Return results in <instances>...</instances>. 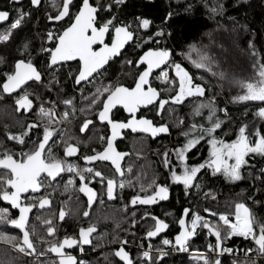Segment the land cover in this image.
<instances>
[{
  "label": "snow or ice",
  "instance_id": "obj_1",
  "mask_svg": "<svg viewBox=\"0 0 264 264\" xmlns=\"http://www.w3.org/2000/svg\"><path fill=\"white\" fill-rule=\"evenodd\" d=\"M14 4H19L21 0H10ZM126 0H96L95 4L90 0H52V6L56 9L55 14L46 12V19L50 22H59V26L53 25L47 29L46 35L42 37L44 43L49 44L45 47L42 43L38 50V54L46 57V68L51 72L54 68L61 69L65 65L72 67L68 73L70 78H74V85L80 86L82 82L92 83L97 77L103 78L106 73L107 66L110 61H114L122 55L121 50L129 42H133L136 49H141L142 54L138 59L132 60L125 58L121 61L122 65L129 66L132 84L126 85L120 81L115 84L108 82L101 83L96 87L94 93L89 97H83L87 102V108L94 111L100 122H106L110 134L107 137H100L103 144L102 150L93 149V155H83L81 159L87 165L93 161H110L115 169V173L123 175L121 158L125 155L117 150L114 141L117 137L123 136V130H131L133 133L140 131L143 133H151L153 137L157 133H167L168 127L164 124L155 126L146 114H141L142 109H156L157 115L161 114V110L170 102L172 104L181 103L185 97L204 96L205 88L194 81L182 63L175 62L172 58V49L167 45L161 47V40L166 37V25L168 24L173 12L169 11L164 17L161 25L156 27V31L151 35H142L144 32L151 31L153 21L147 17L137 16L133 21L119 20L118 14L113 12V7L119 9L124 5ZM41 0H30V8H38ZM209 13L215 16L217 13L223 12V4L217 0V3L211 7L205 5ZM189 8L192 5L188 6ZM16 16L11 18L8 10H0V22H7L11 18V23L6 29L0 31V43H9L13 37L14 30L20 28L25 18L31 15L30 11H24L20 7L15 9ZM111 13L109 18L103 19L101 13ZM66 18V19H65ZM135 25V28L133 27ZM247 27L246 25L244 26ZM167 37H171V31H167ZM152 43L154 47L144 46ZM54 45V46H52ZM190 51H198L194 45H189ZM29 48L26 42L20 51V58L15 59L12 71L4 72L3 78L0 79V95L14 94L17 89L24 87V91L19 95L15 103L17 111L21 108L27 112L33 107V101L29 99L30 93L27 91L28 83L32 82L37 86L50 87L53 80L58 85L59 81L53 77L45 84L43 80V72L38 70L32 59H25L24 54ZM250 54L254 58L253 69L254 75L250 78H233L231 83L241 91L232 97L233 102H259L256 105L254 116L264 120V58H261L252 40L248 42ZM29 57L31 52L28 53ZM186 58L187 53H181ZM3 57H0V63H3ZM69 62H72L70 64ZM197 69L210 68V59L207 55H201L198 61H192ZM134 69V71H133ZM216 75V73H213ZM221 79H225V74H219ZM160 81L165 85L163 88L152 86V78ZM166 91L174 92V95L165 96ZM39 99V96H37ZM52 107L45 108L43 104L38 109V116L42 123H30L22 133L12 134L6 133L9 141H15L20 145L17 152L4 144H0V201H4L11 206V209L18 210V216L13 218L8 207H0V223H7L14 226L21 233L20 236H10L5 232H0V240L12 245L13 249L26 255L44 256L45 252H38L34 240V230L30 232L27 228L29 223V213L34 207L44 209L50 205V193L46 191L52 188L57 182V178L61 173H69V179L65 181V186L74 185L75 178H79V191L87 196L89 206L92 205L97 193L89 184L99 179L101 185L106 182V194L109 199L114 198V187L116 180L114 177L106 176L102 171L93 167H81L75 163H70L63 157L54 155L51 151L50 140L54 137L56 129L52 125H59L61 121H66L70 114L74 115L76 105L74 98L62 99L61 103L66 108H71L72 112L64 111L57 113L55 102L48 101ZM122 109L127 114V119H115L114 110ZM202 109H207V116L203 117L207 121L204 123H192L188 130L181 133L185 138L182 146L173 149V152L179 163L181 171L171 164L169 153L166 150L163 153V166L169 170V179L172 182H178L183 185L185 195L191 193V189H201V184L195 182L198 179L197 174L203 169L210 170L212 175L221 174L228 182H236L243 179V170L249 165V159L253 156H259L264 159V131L259 127L250 128L248 124H242L236 129L235 138L225 140L223 137H217L214 133L221 128L223 121L217 116V112H223L227 117V109H217L215 105V97H210L207 101L197 104L193 108V115L202 117ZM81 111H84L81 108ZM59 115L58 120L53 117ZM183 123V120L180 121ZM92 124V121L85 119L80 127L83 133ZM42 128V132H41ZM36 129L37 135L33 139L30 131ZM189 133L196 135L189 136ZM62 136L63 133L61 132ZM27 137V139H26ZM201 141H205L207 145V156L202 162L189 165L185 163L186 152L195 147ZM65 143L64 157H71L77 154L78 148L65 141H57V143ZM27 145V147H25ZM199 155V153H198ZM259 175L255 176L256 180L264 182V167L259 169ZM249 176H253V172L249 171ZM153 185L148 187L152 189V194H147V189L142 187L143 196L137 194L131 197L130 203L136 205H151L156 198L166 199L169 193L167 185H161L153 181ZM120 187H124V183H120ZM44 194L41 195V191ZM53 191L55 189L53 188ZM259 191V189H257ZM211 197L215 199V193L211 190L205 193V198ZM253 200L252 196L248 197ZM38 202V203H37ZM102 202V201H101ZM256 205L261 202L254 201ZM234 211H213L210 208H204V212L209 213L212 217L218 216V221L209 220L199 214L197 211L185 208L177 223L180 231L175 235V243L168 238L161 240L164 246L171 245L172 250L180 252H189L190 237L195 235V229L199 225L205 229L208 234L215 237V244H208V251L215 254L214 258H210L206 253L200 252L198 249H192L196 254L190 259L195 261H203V264H221L220 255L223 253H232L233 249L223 247L224 241L233 235L242 236L246 240H250L253 244L244 250V260H233V264H257V261L264 259V218L257 216L255 211L243 201H235L232 205ZM63 208L59 211V219L65 218ZM89 212L85 211L84 216L87 217ZM150 213L145 212V216ZM190 215L191 220L185 219ZM234 217V219H232ZM39 219V217H37ZM154 225L146 232V238L157 237L163 229L168 228L163 220L153 216ZM50 224L51 221H44ZM135 223V220H133ZM189 227L192 231L188 230ZM95 231L93 226L80 227L78 238L66 235L57 242H52L46 248V251L55 253L59 257V264H87L86 261H77V258L69 252H65V247L72 248L74 245L80 247L83 252L82 245L90 243L89 235ZM47 233L51 236L55 233V228L47 227ZM49 244L48 241H44ZM121 247L114 251V256L118 257L124 264H133L130 255L125 251L123 245L127 241L120 240ZM179 246V247H177ZM143 248V245H141ZM153 256V245L148 244L146 249L139 253L141 264H163L162 257L167 256L168 252L165 248L157 247ZM252 254V255H250Z\"/></svg>",
  "mask_w": 264,
  "mask_h": 264
},
{
  "label": "flooded vegetation",
  "instance_id": "obj_2",
  "mask_svg": "<svg viewBox=\"0 0 264 264\" xmlns=\"http://www.w3.org/2000/svg\"><path fill=\"white\" fill-rule=\"evenodd\" d=\"M172 58L174 57L172 56ZM174 61L177 62L176 60ZM191 75L196 83H201V77L199 75ZM102 79L101 77H97L92 83L98 85V82ZM118 81L129 86L132 84L131 75H123ZM157 84L162 83L155 80L153 77L152 86L158 89L163 88V86ZM24 90L23 87L17 93L13 94L15 99L21 95ZM174 94L175 93L171 91H166L164 93L165 96ZM202 101L207 103V99L203 96L185 97L179 104H172L170 102L161 110L160 115H157L156 109H142L141 114H146L147 117L154 122L155 126L161 124L166 125L169 129L168 135L152 139L151 136L144 133H132L130 130H123V136L119 137L114 144L118 151L125 153L120 161L123 175L115 173V169L110 161L97 160L89 162L86 165L85 161L81 159L85 154L93 155V149L98 151L102 150L103 144L100 137H107L110 133L107 123H102L97 119L95 112L87 108V102L85 100L75 104L76 110L74 115L70 114L69 118L66 121H61L59 125H52L56 129L54 137L50 140L51 151L54 155L63 157L70 163H75L81 167H93L96 170L102 171L106 176L114 177L116 184L114 187L113 199H109L106 194V182L105 185L102 186L97 178L89 184V187H92L97 195L89 208V215L85 217L84 212L88 209V199L84 193L79 191V178H75L74 185H68L66 187L65 181L69 179L70 174L67 172L61 173L52 188L46 189V191L50 193V205L46 206L44 209L34 207L29 216L27 228L33 224L34 229V235L31 238L36 244L37 251L45 252L44 256H38L37 258L41 260L48 259L52 264H59V257L55 253L46 251L50 243L57 242L66 235L78 238L80 227L93 226L95 231L89 235L90 243L82 245L83 252L80 251V247L75 245L72 248L65 247L64 251L74 255L77 261L84 260L87 264H89L87 257H90L93 253L96 254L102 251L104 255H112L114 257V260L109 257L110 259L108 260L110 263L116 262L118 264H124L114 256V251L121 247L119 241L124 240L127 241V243H125L123 247L125 251L129 253L130 258L133 260V264H141L135 254V250L142 251L147 248L149 243L153 246L174 251L171 245H162L161 240L168 238L173 244L175 243L174 237L180 231L177 221L185 208L197 211L201 216L212 221H218V216H210L209 213L204 212V208L207 207L217 212H228L230 209L234 210L232 205L235 201L232 196L228 195L229 189L236 183H241L242 185L248 183L250 177L249 166H245L243 170V179L234 183L226 181L221 174L213 176L210 170L205 171L202 169L197 174L198 179L195 181L201 184L202 187L199 190L193 187L189 195H185L182 184L172 182L169 179V170L163 166V153L167 150L171 164L177 168L178 173L182 170L179 168L180 162L177 160L173 149L183 145L186 138L181 133L188 130L192 123H204L205 126H207V121L203 119V117L207 116V109H202V117L193 115V108ZM41 104L42 100H40V105ZM49 107L50 106H46L45 108ZM81 108H83L84 111H81ZM55 109L57 113H62L58 111L56 106ZM20 110L24 111L22 108ZM64 111H69L71 113L72 109L67 108ZM217 116L223 121L221 124L222 128L225 122L224 113L218 111ZM113 118L125 120L127 119V114L124 113L122 109L114 110ZM53 119L58 120L59 115L54 116ZM85 119L91 120L92 124L82 133L80 127ZM181 120H183V123H180ZM220 129H217L214 134L217 137H223L225 140H231L228 138L229 136ZM61 132L63 133L62 136L60 135ZM6 133L19 134L22 132H14L8 129L0 132V144H4L18 152L20 150V145L15 141H9ZM36 135L37 132H30V136L33 139ZM193 135H196V133H189L190 137ZM57 141H65L75 145L78 148L77 154L71 157H64L65 143H57ZM25 147H27V145H25ZM185 155L188 157L185 163L189 165L202 162L204 157L207 156V145L205 141H201L186 152ZM257 158H259V156L246 157V159H249V165ZM153 181L168 186L169 193L167 198H156L155 202L151 205H142L139 203L132 205L130 200L133 195L139 194L143 196L145 194L141 191L142 187L148 190L147 194H152V189L148 186L153 185L154 187ZM121 182L124 183L123 188L120 187ZM53 188L55 191H53ZM208 190L215 193V199L211 197L205 198V193L208 192ZM44 191L45 190H42L40 194L43 195ZM245 198L246 197H239L238 200L244 202ZM0 204H3V202L0 201ZM4 206L10 208V206ZM61 208H63L66 213L63 220L59 219V211ZM146 211L150 213L149 216H145ZM12 212L15 214V217L18 216V212ZM153 216L163 220L168 224V228L163 229L154 239H146V232L155 223L152 219ZM37 217H39V219H37ZM185 219L190 221L191 216L188 215ZM232 219H234V217H232ZM133 220H135V223H133ZM44 221H51V223L47 224L44 223ZM49 226L55 228L54 235L50 236L47 233V227ZM188 230L192 231L190 227ZM194 231L195 235L189 239L191 247L200 248L203 242H207V245L210 243L215 244V237L208 234L207 231L202 229L199 225ZM234 237L240 238L246 242L250 241L237 235L227 238L223 243V247L231 248L233 252L221 254L219 257L221 264H233V260L237 258L244 259V250H246V248H239L237 244L238 241L231 244L230 241ZM44 241H48L49 244H45ZM141 245H143V248H141ZM214 257L215 254L211 252V258Z\"/></svg>",
  "mask_w": 264,
  "mask_h": 264
},
{
  "label": "trees",
  "instance_id": "obj_3",
  "mask_svg": "<svg viewBox=\"0 0 264 264\" xmlns=\"http://www.w3.org/2000/svg\"><path fill=\"white\" fill-rule=\"evenodd\" d=\"M90 2L95 4L96 0H90ZM219 2L223 4V12L217 13L215 16L209 13L205 5L211 7L217 3V0H126V3L119 9L113 7L112 11L118 14L119 20L125 22L133 21L137 16L151 19L153 21L151 31L144 32L141 30L142 35H151L152 32L156 31V27L162 24L167 13L173 12L166 25V37L161 40L160 46L167 45L168 48L172 49L174 60L182 63V66L191 74H197L201 77L200 84L205 88L203 97L207 101L214 96L217 109H227V117H225V122L220 130L224 131L229 139H234L236 129L242 124H248L250 128L259 127L264 131V120H258L253 115L259 102H233L232 97L238 93L234 92L230 86L233 77L241 78L244 73H250L251 77L254 75L253 72L242 74V69L247 66L249 69H253L254 58L248 48L249 40L254 42L261 58H264V0H219ZM189 5L192 7L189 8ZM16 7L30 11L31 15L25 18V22L20 28L14 30L9 43H0V57H3L4 61L0 63V79L3 78L4 72L13 70L12 66L15 59L20 58L19 50L27 42L29 48L25 51L24 58L32 59L38 70L44 73L45 84L53 80V77L59 81V84L57 85L54 80L50 87L28 84L27 91L30 93L29 99L33 101V107L27 112L17 111L13 95H0V132L5 129L23 132L30 123H42L38 116V109L41 106L40 100H42L44 107H52L53 105L49 104L48 101H54L58 111L63 112L67 108L61 103L62 99L74 98L76 104L83 101V97H89L91 93H94L96 87L101 83L107 84L110 81L115 84L125 73H129V66L122 65L121 61L125 58L135 60L142 54L141 49H136L132 43L125 48L119 58L109 64L98 85L87 83L76 87L74 78L68 76L72 67H75L74 64L71 63L72 67L65 65L61 69L54 68L49 72L46 68V57L38 54L39 48L44 43L41 38L46 35L47 29L52 28L54 24L59 26V23H50L46 19V12L53 15L56 12L52 6V0H41L38 8H30V0H21L19 4H14L10 0H0V10H8L11 18L16 16L14 10ZM110 15L111 13L108 12L101 13L103 19L109 18ZM11 18L7 22H0V31L8 27ZM133 26L135 28V25ZM168 30L171 31V37H167ZM189 45H194L198 51H190ZM44 46L47 47L49 44L44 43ZM154 46L150 42L144 46V50ZM29 52H31L30 57ZM181 53H187L190 59ZM201 55L209 57L211 70L208 68L197 69L194 66L192 61H198ZM220 73H224L226 78L221 79ZM157 85L165 87L164 84ZM30 132H37V130L33 129ZM262 167H264V159L259 157L253 160L250 167L253 176L249 177L248 183L245 185L241 183L232 185L228 195L232 196L234 201H239V197H246L244 202L255 211L257 216L264 218V182L255 179V176L260 174L259 169ZM249 196H252L253 200H249ZM256 200L261 203L256 205L254 203ZM0 207L5 206L0 204ZM230 211L234 210L230 209L228 212ZM10 213L14 218L15 214L11 210ZM28 230L30 232L34 230L33 224L28 226ZM0 232H5L10 236L21 235L19 231L10 229L7 223H0ZM230 242L231 244L237 242L239 248L247 249L253 246L251 241L246 242L237 237L232 238ZM201 246L200 248L191 247L189 252L181 253L165 249L168 255L162 257L163 264H203V261L190 259L196 254L192 249H198L211 258V252L207 249V242H203ZM156 248L157 246H153V256L156 254ZM140 252L135 250L137 258ZM109 257L114 260L112 255L106 256L102 251H99L96 254H91L87 259L89 264H118L116 262L110 263ZM236 260L243 261L244 259L237 258ZM139 262L141 263V261ZM260 263H264V259L257 261V264ZM0 264L52 263L48 259L41 260L36 255H22L13 249L11 244L0 240Z\"/></svg>",
  "mask_w": 264,
  "mask_h": 264
},
{
  "label": "water",
  "instance_id": "obj_4",
  "mask_svg": "<svg viewBox=\"0 0 264 264\" xmlns=\"http://www.w3.org/2000/svg\"><path fill=\"white\" fill-rule=\"evenodd\" d=\"M66 19V18H65ZM50 22V21H49ZM50 23H59V22H50ZM133 42H129V44L128 45H130V44H132ZM128 45H126L125 46V48L128 46ZM124 50L125 49H122L121 50V52L123 53L124 52ZM139 58V57H138ZM110 62H112V61H110ZM70 64L72 63V62H69ZM108 67V66H107ZM28 84H30V83H32V82H27ZM85 82H82L81 84H84ZM76 87H78V86H76ZM22 88H23V86H22ZM20 89H17L16 91H15V93H17L18 91H19ZM14 93V94H15ZM5 95H9V96H11V95H13V94H5ZM102 123H106V122H102ZM131 131V130H130ZM132 132V131H131ZM138 133H143V132H140V131H137ZM133 133V132H132ZM136 133V132H135ZM110 134V133H109ZM144 134H146V135H149V136H151V138L152 139H155V138H157V137H160V136H164V135H168V132L167 133H157L156 134V136L155 137H153L152 135H151V133H144ZM119 139V137H117L116 138V140L114 141V144H115V142L117 141ZM3 202V204L4 205H6V206H10L9 204H7L6 202H4V201H2ZM10 208H11V206H10ZM89 208H90V206H89V204H88V209H87V212L89 211ZM12 211H15V212H18V210H15V209H11ZM33 211V210H32ZM31 211V212H32ZM31 212L29 213V216H30V214H31ZM19 214V213H18ZM186 218V217H185ZM8 227L10 228V229H14V230H17V231H19L18 229H16L14 226H11V225H8ZM21 234V233H20ZM151 239H154V237H152ZM177 247H179V246H177ZM33 256V255H32ZM118 258V257H117ZM118 260H120L119 258H118ZM122 263H124L123 261H121Z\"/></svg>",
  "mask_w": 264,
  "mask_h": 264
},
{
  "label": "rangeland",
  "instance_id": "obj_5",
  "mask_svg": "<svg viewBox=\"0 0 264 264\" xmlns=\"http://www.w3.org/2000/svg\"><path fill=\"white\" fill-rule=\"evenodd\" d=\"M134 27V26H133ZM244 72H253L254 73V70L253 69H249V67L247 66L245 69H242V74L244 73ZM251 76H250V73H244V75H242V77L241 78H250ZM234 78V77H233ZM233 78H231V80L233 79ZM237 78V77H236ZM238 79V78H237ZM230 86H231V89L234 91V92H237V93H239L241 90L240 89H238L234 84H232L231 83V81H230ZM16 100V99H15ZM257 119L258 120H260V118L259 117H257ZM22 254V253H21ZM23 255V254H22ZM29 256H31V255H29ZM38 257V256H37Z\"/></svg>",
  "mask_w": 264,
  "mask_h": 264
},
{
  "label": "built area",
  "instance_id": "obj_6",
  "mask_svg": "<svg viewBox=\"0 0 264 264\" xmlns=\"http://www.w3.org/2000/svg\"><path fill=\"white\" fill-rule=\"evenodd\" d=\"M23 255H26V254H24V253H22ZM32 256V255H31ZM33 256H35V255H33Z\"/></svg>",
  "mask_w": 264,
  "mask_h": 264
},
{
  "label": "bare ground",
  "instance_id": "obj_7",
  "mask_svg": "<svg viewBox=\"0 0 264 264\" xmlns=\"http://www.w3.org/2000/svg\"><path fill=\"white\" fill-rule=\"evenodd\" d=\"M147 239V238H146ZM146 247V246H145Z\"/></svg>",
  "mask_w": 264,
  "mask_h": 264
}]
</instances>
